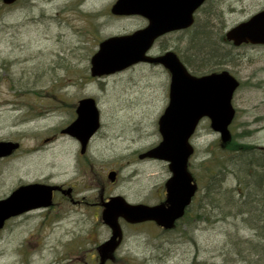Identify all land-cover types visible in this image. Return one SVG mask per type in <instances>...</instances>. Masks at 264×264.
<instances>
[{"label": "rangeland", "instance_id": "rangeland-1", "mask_svg": "<svg viewBox=\"0 0 264 264\" xmlns=\"http://www.w3.org/2000/svg\"><path fill=\"white\" fill-rule=\"evenodd\" d=\"M115 1L20 0L4 6L0 0V142L19 144L0 160V199L18 184L46 178L65 189L73 186L74 197L80 192L78 198L88 197L97 206L114 196L131 205L164 201L167 164L139 156L161 140L157 121L168 104V72L139 63L111 75H90L100 42L146 26L139 16L111 15ZM262 9L264 0H208L190 29L158 39L149 54L173 51L195 76L228 71L240 84L232 99L231 135L238 143L264 148V45L233 47L224 41L229 29ZM203 36L212 38L222 58L201 62L207 57L195 46ZM83 98L95 101L100 125L80 156L77 142L61 131L74 120ZM191 144L195 209L209 180V149L218 152L220 144L207 119ZM111 173L115 180L110 181ZM222 185L233 188L235 178L226 176ZM205 210L200 220L192 210L171 231L153 222H121L122 240L105 264H247L238 261L235 250L243 247V256L248 255L247 240H256L254 233L240 219L214 216L222 214L219 207L205 220ZM57 215L58 221L39 214L22 225L4 226L0 264H88L85 255L97 252L109 229L94 218L92 207L62 204Z\"/></svg>", "mask_w": 264, "mask_h": 264}, {"label": "water", "instance_id": "water-1", "mask_svg": "<svg viewBox=\"0 0 264 264\" xmlns=\"http://www.w3.org/2000/svg\"><path fill=\"white\" fill-rule=\"evenodd\" d=\"M17 1L1 0L6 6ZM205 1L116 0L110 8L113 16H140L147 21V26L100 42L97 52L90 59V75H111L139 63L159 64L169 72L168 104L157 122L161 140L139 158L165 162L170 177L164 185L165 201L159 205H131L121 196L112 197L104 203L101 219L111 234L99 247L100 264L109 259L122 240L119 219L134 225L153 222L163 230H172L184 216L197 191L188 163L194 153L191 138L201 120L208 119L211 130L218 134L222 144L231 140L229 126L235 116L232 98L239 82L226 70L194 76L172 51L158 57L148 55L156 39L190 28L195 11ZM225 40L234 47L264 45V9L229 29ZM75 112L76 119L61 133L76 138L83 153L89 139L99 128V113L91 98L80 100ZM18 147L17 143L0 142V159L8 157ZM109 178L111 181L114 179L113 173ZM53 189L41 184L27 185L0 200V230L11 217L48 207Z\"/></svg>", "mask_w": 264, "mask_h": 264}, {"label": "trees", "instance_id": "trees-1", "mask_svg": "<svg viewBox=\"0 0 264 264\" xmlns=\"http://www.w3.org/2000/svg\"><path fill=\"white\" fill-rule=\"evenodd\" d=\"M201 38L203 40H199L195 46L199 56L207 57L200 59L201 62L209 58H222L210 36ZM209 152L210 156L206 160L209 180L203 195L198 199L197 207L192 209V204L186 211L184 219L192 210H196L195 219L200 220L203 216L199 212L204 206L205 213L207 211L206 220L219 207L222 214L214 216H219L220 220L228 217L240 219L243 226L252 231L256 237V240H247L248 255L246 256H243V247L236 249L235 245L236 255L241 256L238 261L244 260L247 264H264V150L255 145L238 143L231 135L228 143L220 142L218 152L211 149ZM226 176L235 178V186L231 189L222 185V180ZM240 245L242 246L241 243ZM191 264L214 263L193 260Z\"/></svg>", "mask_w": 264, "mask_h": 264}, {"label": "flooded vegetation", "instance_id": "flooded-vegetation-1", "mask_svg": "<svg viewBox=\"0 0 264 264\" xmlns=\"http://www.w3.org/2000/svg\"><path fill=\"white\" fill-rule=\"evenodd\" d=\"M162 54V53H160ZM76 109V108H75ZM74 115H75V111H74ZM75 119V118H74ZM93 137V136H92ZM91 137V138H92ZM75 140V142H77L78 146H79V154L80 156H84L85 153L87 152V147L89 142L87 143V146L85 148V151L83 153H81V145L78 142V140L76 138H73ZM90 141V140H89ZM116 178V177H115ZM115 180V179H114ZM35 183H39V184H44L50 187H53L54 189L52 190L51 193V200H50V205L48 207H41L38 209H34L25 213H22L16 217L10 218L6 223V225H10L11 223H13L14 225H17L16 222H20L19 225L24 224L25 222L28 221V218H32V215H45V217H43L44 219H52L54 221H58L60 219H58V215H57V211L62 207V204H72V205H79V206H86V208H90L92 207V210L96 213V217H94L95 219L98 218V220H101V212L103 210V205L104 203H106L111 197H109L108 199H106L102 205H98L97 204H93V202L89 201V198H85V196L79 197L78 198V194L80 192L77 193V198L74 197V192L75 189L73 186H71L68 189H65L64 186L62 185H54L52 183H50V181L48 182L46 180V178H44L41 182H32V183H24V184H18V186H16L15 188H13L10 193L8 194V196H11L18 188L26 186L28 184H35ZM82 193V192H81ZM7 196V197H8ZM97 207H96V206ZM93 213V212H92ZM90 256V257H89ZM95 259H99L98 253L96 252L95 254L91 253V254H86L85 255V262L90 261L88 264H94Z\"/></svg>", "mask_w": 264, "mask_h": 264}]
</instances>
